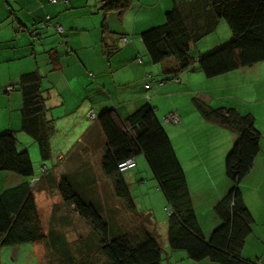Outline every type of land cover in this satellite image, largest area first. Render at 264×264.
Here are the masks:
<instances>
[{
    "label": "crops",
    "instance_id": "1",
    "mask_svg": "<svg viewBox=\"0 0 264 264\" xmlns=\"http://www.w3.org/2000/svg\"><path fill=\"white\" fill-rule=\"evenodd\" d=\"M60 1L63 0L54 3L51 0H0V134L13 133L19 151H28L29 154L31 146L37 144L22 131L23 102L16 88L22 75L33 72L42 77L41 86L48 110L46 117L54 120L56 128L61 123L72 133L84 131L89 146L105 147L101 128L88 118L90 112L98 118L109 110L122 124L142 107L150 105L155 108V115L168 133L184 169L201 229L207 238L210 237L220 225L214 207L231 189L225 161L236 136L198 113L193 102L197 97L192 83H199L201 87L207 84L208 78L203 72L195 68L196 65L182 71L174 58L153 64L141 38L144 32L163 25L167 13L177 4L189 16L187 4L191 0H131L122 14L105 10L103 0H68L67 5ZM25 11L31 14L27 15ZM44 14L52 17L53 26L42 30L37 25L44 21ZM222 21L214 32L219 31ZM57 23L63 26L68 36L66 43L63 39L61 43L60 35L53 31ZM188 25L192 28V19L188 20ZM230 36L231 32H224L212 47L217 49L227 44ZM121 38H127L128 43L121 45ZM209 50H200V55L195 58ZM231 74L236 78L233 86L255 94L258 90L251 87L259 83L264 85V62L220 77ZM148 83H151L149 89L146 88ZM263 87L260 89L262 96ZM225 97H218V101L199 96L214 109L232 108L241 115H253L255 126L262 134V150L240 188L253 218L252 233L246 240L242 257L264 264V102H247L249 94L234 96L240 99L233 98L235 102ZM259 101H264V97ZM172 116H176L178 123L172 121ZM38 151L40 156L39 147ZM135 162L133 170L141 167V158H136ZM43 168L46 175L38 184L35 197L39 194L47 208V225L49 228L51 224V227L45 234H64L73 227L71 223L60 222L61 219L79 217L72 207L65 205L59 193L60 180L67 174L52 175L43 165L40 169L34 166L35 175L41 176ZM86 178L83 176V182L90 181V185L87 188L84 185L83 190L86 189L85 194L98 205L104 218L111 219V214L129 212L123 200L116 196L111 179L106 182L107 189L105 184L101 188L95 180ZM124 179L132 191L134 185L129 176ZM26 181L28 179L16 173L0 170V195ZM101 182L103 184L104 180ZM145 187L150 188V184ZM40 202L39 199L37 205L43 224ZM96 239L99 244L93 261L98 255L101 257H97V262L106 261L99 251L100 238ZM161 246L163 264H217L208 260L193 262L185 251H172L168 240ZM49 252L50 249L41 242L8 247L0 244V264L63 263L58 255Z\"/></svg>",
    "mask_w": 264,
    "mask_h": 264
},
{
    "label": "trees",
    "instance_id": "2",
    "mask_svg": "<svg viewBox=\"0 0 264 264\" xmlns=\"http://www.w3.org/2000/svg\"><path fill=\"white\" fill-rule=\"evenodd\" d=\"M64 1L66 5L69 3ZM103 2L105 10L122 14L131 0ZM187 5L190 7L189 16L177 4L167 13L163 25L141 35L153 64L174 58L183 71L194 67L197 62L206 78L213 79L264 62V0H191ZM189 19L193 21L192 28L188 25ZM220 20L230 28L231 41L198 58L190 55L192 46L213 33ZM43 23L46 29L48 16ZM59 35L62 39L68 38L66 32ZM41 81L37 72L24 74L16 88L23 102L22 131L35 140L41 159L46 162L52 158L51 139L56 128L54 120L46 117L48 110ZM193 102L205 120L216 121L236 136L225 161L231 189L214 207L220 225L210 237L207 238L201 229L184 169L168 133L155 115V108L145 105L122 124L109 110L100 114L95 123L105 138L102 170L113 182L116 196L133 213L134 199L119 164L143 155L169 205L167 240L172 251H185L193 262L256 264L242 257L246 240L252 233L253 218L245 204L240 183L248 176L262 150V134L251 114L241 115L232 108L214 109L198 98ZM0 170L28 179L0 195V244L8 247L44 241L47 236L35 190L46 174L39 176L37 184L32 186V180L37 176L31 156L28 151H19L13 133L0 134ZM77 187L84 189V185L78 184ZM58 189L63 202L73 207L98 234L99 251L109 264H163L162 246L155 233L140 226L136 232L111 236V224L102 216L98 205L87 194L77 191L67 175L61 178Z\"/></svg>",
    "mask_w": 264,
    "mask_h": 264
},
{
    "label": "rangeland",
    "instance_id": "3",
    "mask_svg": "<svg viewBox=\"0 0 264 264\" xmlns=\"http://www.w3.org/2000/svg\"><path fill=\"white\" fill-rule=\"evenodd\" d=\"M25 12L27 15L31 14V12ZM44 16L47 17V14H44ZM12 18L15 19L14 17ZM51 21L48 22L49 27L53 26ZM37 26H39L42 30L45 28V24L42 22V20ZM219 28V31L203 37L201 41H199L196 45H193L190 50V55L193 57L199 56L201 52L200 50L204 51L206 48L211 50L204 52V54L213 52L216 46L212 47V45L215 44V42H218V38L222 37L226 31L231 32L225 21H222V24ZM53 31L57 33L55 27H53ZM56 35L59 36L58 33ZM59 37L62 43V37ZM211 41L214 42L210 44ZM209 44L210 46L208 47ZM194 65H196L195 68H200L197 62H195ZM207 80L208 83L203 87H201L199 83H192L195 97L199 98L200 96L202 98H214V100L220 101L218 97L226 96L225 98L227 100L235 102L233 98L238 100L240 99L234 96L243 95L246 97V95L249 94V97H247L249 100H246L247 102H254L255 104H257L256 102H264L259 101V99L264 97L260 92V89L264 86L261 83L257 84V86L251 87V89L256 88L258 90L254 94L247 91L245 93L244 90H242L243 88L233 86L234 82L236 81V78L233 74ZM91 113L93 112H90V114ZM90 114L88 115V118ZM83 132L84 131L72 133L67 130L66 125L59 123L56 128V137L54 135L55 138L53 137L54 139H51L52 158L46 162L41 161L38 145L33 144L30 150L31 160L37 169H40V166L43 165L47 166L49 168V173L52 175L59 173L67 174V179L73 183L77 191H81L82 193H86V189L84 191L83 189L78 188L77 185H85L86 188L87 185H90V181L87 182L89 184L83 182V176L95 180L97 182V186L101 188L102 185L105 184V187L108 189L109 185L106 182L110 179L104 174L101 167V159L104 154V149L99 147L97 144L89 146V142L87 138L83 136ZM60 157L62 159H60ZM137 158H141V167L139 169L129 171L126 173V175H123V177L129 176V181H131V183L134 185V187H132L131 193L135 203V211L133 213L129 211L128 213L121 212L119 214H111L113 218H106L105 220L111 224V236L121 232H136L138 228L142 226L155 233L160 243L164 245L167 242V225L169 222V214L167 209L169 208V205L164 194L158 189L157 182L154 179L152 171L145 157L142 155L138 156ZM88 178H86V180H88ZM103 180L104 183L102 184L101 181ZM147 183L150 184V188L145 187ZM139 186H142V188L139 189ZM93 190H95V188ZM39 199L41 201L39 203L41 207V215L43 216L44 220L43 228L44 232L47 233V231H50L51 224L48 228L47 208L43 205L44 200H42L38 194L36 196L37 204ZM91 199L94 198L91 197ZM65 205L67 207L69 206L66 203ZM60 222L71 223L73 228L68 229L64 234L58 235L52 232L47 235V238L41 243L50 249V254L58 255L59 259L63 260L62 264H109L107 259L106 261L97 262V257L100 258L101 255L96 256V260L93 261L96 246L99 244L96 238L99 236L85 219L79 216L78 219L73 220L72 217L68 216L64 219H61ZM102 256L104 257L103 253ZM103 257L102 259L104 260Z\"/></svg>",
    "mask_w": 264,
    "mask_h": 264
},
{
    "label": "built area",
    "instance_id": "4",
    "mask_svg": "<svg viewBox=\"0 0 264 264\" xmlns=\"http://www.w3.org/2000/svg\"><path fill=\"white\" fill-rule=\"evenodd\" d=\"M51 1H52L53 3H54V2H57V0H51ZM64 2H65V3H68V0H65ZM49 19H50V17L48 16V22L51 21V20H49ZM46 27H47V28L49 27L48 24H46ZM55 29H56V31H57L58 34H62V33L64 32V28H63V26L60 25V24L55 25ZM63 41H64L65 43L67 42L66 39H63ZM120 43H121V45H122V44H127V43H128V39H127V38H122L121 41H120ZM138 61L141 62V60H138ZM90 75H91V74H90ZM176 81L179 82V80H176ZM150 87H151V83H148L147 86H146V88L149 89ZM89 119H90V121H91L92 123H94V122L96 121L97 117L95 116L94 113H91L90 116H89ZM172 121H173L174 123H178V119L176 118V116H172ZM135 168H136V162H135L134 159H129V160H127V161L122 162V163L119 164V170H120L121 173H124V172L129 171V170H133V169H135ZM45 171H46V169L43 168V169H42V175L44 174ZM38 181H39V177H37L36 179H33V180H32V183H31L32 186H34L35 184H37ZM167 212H168V214H169V209H167Z\"/></svg>",
    "mask_w": 264,
    "mask_h": 264
},
{
    "label": "clouds",
    "instance_id": "5",
    "mask_svg": "<svg viewBox=\"0 0 264 264\" xmlns=\"http://www.w3.org/2000/svg\"><path fill=\"white\" fill-rule=\"evenodd\" d=\"M38 177V176H37Z\"/></svg>",
    "mask_w": 264,
    "mask_h": 264
}]
</instances>
